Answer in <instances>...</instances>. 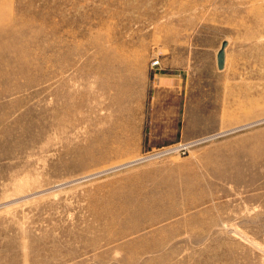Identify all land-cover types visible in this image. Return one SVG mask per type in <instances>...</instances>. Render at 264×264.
Masks as SVG:
<instances>
[{
    "label": "rangeland",
    "instance_id": "obj_1",
    "mask_svg": "<svg viewBox=\"0 0 264 264\" xmlns=\"http://www.w3.org/2000/svg\"><path fill=\"white\" fill-rule=\"evenodd\" d=\"M0 264H264V0H0Z\"/></svg>",
    "mask_w": 264,
    "mask_h": 264
},
{
    "label": "crops",
    "instance_id": "obj_2",
    "mask_svg": "<svg viewBox=\"0 0 264 264\" xmlns=\"http://www.w3.org/2000/svg\"><path fill=\"white\" fill-rule=\"evenodd\" d=\"M153 71L146 75L144 80V92H142V99L152 101L153 103H174L180 102V93L185 87V78L181 71L176 69L151 68ZM177 106V105H176ZM173 125L172 134L163 136H154L150 141H174L178 138L179 129V115L170 123Z\"/></svg>",
    "mask_w": 264,
    "mask_h": 264
},
{
    "label": "built area",
    "instance_id": "obj_3",
    "mask_svg": "<svg viewBox=\"0 0 264 264\" xmlns=\"http://www.w3.org/2000/svg\"><path fill=\"white\" fill-rule=\"evenodd\" d=\"M160 65V61L159 60H154L151 64L152 68H156Z\"/></svg>",
    "mask_w": 264,
    "mask_h": 264
},
{
    "label": "bare ground",
    "instance_id": "obj_4",
    "mask_svg": "<svg viewBox=\"0 0 264 264\" xmlns=\"http://www.w3.org/2000/svg\"><path fill=\"white\" fill-rule=\"evenodd\" d=\"M222 62H223V53L221 52L220 53V64H222Z\"/></svg>",
    "mask_w": 264,
    "mask_h": 264
}]
</instances>
